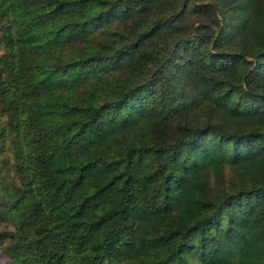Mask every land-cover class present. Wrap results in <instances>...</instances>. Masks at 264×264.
<instances>
[{
	"label": "trees",
	"instance_id": "1",
	"mask_svg": "<svg viewBox=\"0 0 264 264\" xmlns=\"http://www.w3.org/2000/svg\"><path fill=\"white\" fill-rule=\"evenodd\" d=\"M0 264H264V0H0Z\"/></svg>",
	"mask_w": 264,
	"mask_h": 264
},
{
	"label": "rangeland",
	"instance_id": "2",
	"mask_svg": "<svg viewBox=\"0 0 264 264\" xmlns=\"http://www.w3.org/2000/svg\"><path fill=\"white\" fill-rule=\"evenodd\" d=\"M0 177L8 179L9 177L7 176V174L5 176L1 175V171H0ZM8 253L4 250L3 247H0V263H2L3 261H5L6 259H8ZM120 264H128L127 262H121Z\"/></svg>",
	"mask_w": 264,
	"mask_h": 264
}]
</instances>
